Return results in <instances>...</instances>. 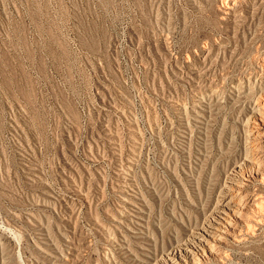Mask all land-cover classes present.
<instances>
[{
    "label": "rangeland",
    "instance_id": "374dc122",
    "mask_svg": "<svg viewBox=\"0 0 264 264\" xmlns=\"http://www.w3.org/2000/svg\"><path fill=\"white\" fill-rule=\"evenodd\" d=\"M189 63L195 76L181 82L175 70ZM261 87L264 0H0V264H146L144 254L264 264V222L236 241L216 225L200 232L203 250L171 252L213 223L245 142L255 162L264 156L252 112ZM196 100L201 123L191 119ZM100 123L134 158L121 192ZM251 192L231 193L228 223L248 213ZM129 213L140 216L134 231Z\"/></svg>",
    "mask_w": 264,
    "mask_h": 264
},
{
    "label": "bare ground",
    "instance_id": "6f19581e",
    "mask_svg": "<svg viewBox=\"0 0 264 264\" xmlns=\"http://www.w3.org/2000/svg\"><path fill=\"white\" fill-rule=\"evenodd\" d=\"M227 8L229 9L230 7H227ZM225 12L227 13V11H225ZM176 66H178V65H176ZM188 69H186V70L184 69V71H182L183 74L176 72V70H175V76H177V79L179 78V79H181V82H185V83H189L191 80H193L196 71L190 66V63H189ZM177 74H180V75H177ZM174 82H175L174 84L170 80L167 82V84H166V88L168 90L167 92H169V89L176 90V84H178V83L176 81H174ZM259 91L261 92V95H262L261 97L263 99V102L261 103V105L255 104L256 106L255 107L253 106L254 108L252 109V112H255L259 115V119L257 118L256 120H257V126L261 128L259 130H256L255 132H264V87ZM167 100L170 101L171 99H167ZM204 102L205 101H202V100H196L195 103H193V105L196 108H192L193 114H192L191 119H193L197 123H201V118L204 116V111H206V105ZM180 113H182V112H180ZM106 116H108V115H106ZM191 119H189L187 116L184 117V115L181 116L182 126H184V124H185V126L190 124ZM107 122H109V121H107ZM125 129H126V133H125L126 142L128 143V146H129L128 150L131 152V154H133L134 153L133 149L136 148V146H135L136 136H135V129L132 126V123L130 120L127 121V124L125 125ZM248 134H249V132H245L246 137ZM99 138L101 141L110 145L109 148L111 149V154H112L111 159L113 160L114 164L116 165L114 173L118 177L117 178L118 182H116V183L119 186V188L121 187L118 190L119 192H121V191H123L122 186H126L125 184H127V182H126L127 178L124 177L120 172H123V169H125V168H129L128 165H129V163H132V160L134 158L129 153L127 154L126 157H124V155H122L120 152H118V149L116 147L118 140L116 141V139L114 138L112 129L110 128V126L108 124L100 123ZM257 141L259 142L260 140H257ZM132 143H134V145ZM260 147H261L260 150L262 151L261 153L264 154V139L262 140V144ZM248 149H249V147L247 146V141H246L245 147H244L245 157H243L242 162L240 163L239 166H237V164L232 166V168L226 174V179H227L226 182L223 183L221 185V187H219V189L217 190L216 199H215L213 205L211 206L212 207L211 213L209 215V220L212 221L213 223H209L205 226L198 227L197 229L200 231H198V230L191 231L188 238H185V240H183L182 242L172 246L171 252H174V250H177L180 256L186 257L188 254L194 255L198 250H203V248H202V242L204 241L203 234H205V235L210 234L211 229H215V230L218 229V226H216V225L223 226V229L221 230V233L223 236H220V239L227 241L228 239L231 238L234 241H236V240H238L239 237L247 234L248 231H250V229L253 226L262 224V222H264V156L257 159L258 161L255 162V160L252 158V156L247 152ZM256 187H259L258 191L255 189ZM248 189L252 190V192L247 196L248 198H246L247 199L246 202H243L245 205L247 204L248 213L246 215H239L238 214L237 217H238L239 221L234 222V223H228L224 219V216L228 214V211L229 212L233 211V213H234V210L232 208L234 206V202H233V200H231V195H232L231 193L232 192L243 193V191H247ZM73 190H74V188H73ZM77 197L82 198V197H80L79 194L77 195ZM136 198H138V197L135 195H129L126 197H121V199L124 201L123 203H125V204H123L124 207H126V209L128 208L130 210H133V209L129 208L128 205L136 204ZM129 214H131V213H129ZM137 219H140V216L131 214V218L128 219L131 223L129 225L130 230H132V231L136 230V227L134 226V224H139ZM222 221L225 222V224H223ZM201 231L203 234L200 233ZM54 247H56V246H54ZM168 260L169 261L171 260L170 257L158 259V258L154 257V255H150V254H144V258H143V262H145L146 264H163L164 262H165V264H169Z\"/></svg>",
    "mask_w": 264,
    "mask_h": 264
}]
</instances>
